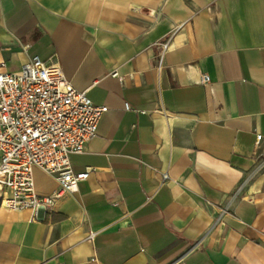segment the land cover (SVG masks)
<instances>
[{
  "label": "crops",
  "instance_id": "crops-1",
  "mask_svg": "<svg viewBox=\"0 0 264 264\" xmlns=\"http://www.w3.org/2000/svg\"><path fill=\"white\" fill-rule=\"evenodd\" d=\"M35 56L109 110L77 193L0 210V264H264V0H0V70Z\"/></svg>",
  "mask_w": 264,
  "mask_h": 264
},
{
  "label": "built area",
  "instance_id": "built-area-1",
  "mask_svg": "<svg viewBox=\"0 0 264 264\" xmlns=\"http://www.w3.org/2000/svg\"><path fill=\"white\" fill-rule=\"evenodd\" d=\"M154 47L162 69L169 38ZM108 110L75 88L58 62L35 56L17 74L0 70V210H30L37 216L61 196L77 193L89 171L75 172L70 155L85 152ZM37 169L56 177L57 193H37Z\"/></svg>",
  "mask_w": 264,
  "mask_h": 264
}]
</instances>
